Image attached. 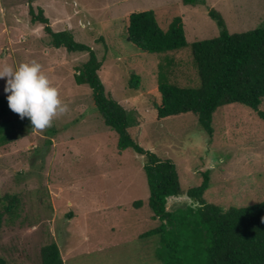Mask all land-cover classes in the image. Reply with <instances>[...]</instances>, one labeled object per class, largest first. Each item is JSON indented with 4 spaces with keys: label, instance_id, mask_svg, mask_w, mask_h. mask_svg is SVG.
<instances>
[{
    "label": "rangeland",
    "instance_id": "374dc122",
    "mask_svg": "<svg viewBox=\"0 0 264 264\" xmlns=\"http://www.w3.org/2000/svg\"><path fill=\"white\" fill-rule=\"evenodd\" d=\"M197 1L0 0V66L35 60L68 106L51 127L0 148V199L20 201L13 222L3 216L0 256L9 264H41V249L52 243L65 264H161L159 237H144L161 224L149 205L146 156L119 151L118 134L95 108L92 88L78 80L90 54L55 48L45 25L31 22V7L44 11L54 32L69 31L95 52L107 94L129 113L131 136L175 163L185 192L208 173V203L228 210L264 202V120L240 104L217 111L212 135L192 114L159 120L153 106L161 103L163 59L171 58L173 82L194 87L192 50L151 54L128 41L130 16L150 10L166 30L181 17L189 44L220 35L213 10L233 34L264 25V0ZM133 77H139L135 87ZM6 80L0 79V97L9 95ZM187 206L195 205L186 194L167 200L169 211Z\"/></svg>",
    "mask_w": 264,
    "mask_h": 264
},
{
    "label": "trees",
    "instance_id": "16d2710c",
    "mask_svg": "<svg viewBox=\"0 0 264 264\" xmlns=\"http://www.w3.org/2000/svg\"><path fill=\"white\" fill-rule=\"evenodd\" d=\"M195 5L197 0H184ZM32 23L45 25V30L57 49L70 53L87 52L90 58L80 71L79 82L88 84L93 91V103L105 124L119 137V151L133 149L146 156L144 169L150 188L149 205L160 226L144 237H159L156 255L161 264H264V202L244 208L228 210L210 204L205 192L210 187L208 173L204 182L185 192L174 162L144 150L131 136V118L128 111L111 98L98 72L102 62L88 46L76 42L69 31L54 32L44 11L35 13L30 8ZM221 29L219 36L189 44L185 24L175 17L169 29L158 22L155 11L132 14L129 18L128 41L139 50L164 54L191 48L198 85L181 86L169 76L171 58L167 57L158 73L161 103L154 104L159 120L192 114L212 135L214 115L224 106L240 104L250 108L264 120L260 110L264 102V25L256 30L230 33L224 19L215 10L210 12ZM134 87L139 77H133ZM132 88L133 85L131 84ZM34 130L30 120L21 119L8 106L7 97H0V148L5 147ZM186 194L195 206L167 210V200ZM18 197L0 199V234L3 216L9 214L13 222L18 217ZM140 206L141 203H136ZM41 264H65L56 243L41 249ZM0 264L9 262L0 256Z\"/></svg>",
    "mask_w": 264,
    "mask_h": 264
},
{
    "label": "clouds",
    "instance_id": "9594fccd",
    "mask_svg": "<svg viewBox=\"0 0 264 264\" xmlns=\"http://www.w3.org/2000/svg\"><path fill=\"white\" fill-rule=\"evenodd\" d=\"M4 78H7L4 91L9 93V108L21 119L27 117L33 130L51 127L55 118L68 111L58 89L35 60L15 67L0 66V79Z\"/></svg>",
    "mask_w": 264,
    "mask_h": 264
}]
</instances>
